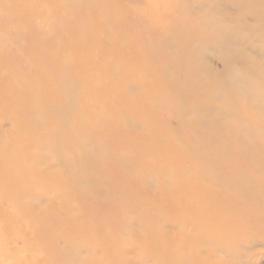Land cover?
Masks as SVG:
<instances>
[{"label":"rangeland","instance_id":"374dc122","mask_svg":"<svg viewBox=\"0 0 264 264\" xmlns=\"http://www.w3.org/2000/svg\"><path fill=\"white\" fill-rule=\"evenodd\" d=\"M136 11L93 19L65 0H0V264H174L144 214L173 219L163 203L179 181L211 196L223 164L264 166V0H211V27L170 31ZM248 191L246 204L264 205ZM122 204L128 215L108 228ZM212 247L183 253L191 264L248 261ZM252 252L264 264V246Z\"/></svg>","mask_w":264,"mask_h":264},{"label":"bare ground","instance_id":"6f19581e","mask_svg":"<svg viewBox=\"0 0 264 264\" xmlns=\"http://www.w3.org/2000/svg\"><path fill=\"white\" fill-rule=\"evenodd\" d=\"M65 2L68 9L72 11L80 10L83 14L88 15V18L91 17L93 19H105L108 16H111V18H121L124 15H135L137 9L148 19L169 20L170 26L167 28V31H170L169 28L172 25L183 26L193 24L195 26L207 25L211 27V0H65ZM193 9H205L204 11L207 12V16L204 15L201 18L194 14ZM181 33L185 35L189 34L184 31ZM55 110L59 114L64 112V110L59 108ZM2 160L4 161L5 167L10 162L8 158ZM262 164L261 160L260 163L251 164V166L240 165L232 167L231 165L223 164L222 167H218L215 172L211 173V196L208 190L202 188L199 182H190L188 185L180 181L176 183L173 186L174 192L166 193L163 203L165 205H163V208H165L164 212L166 208L177 211L176 215L174 214L173 216L174 218L171 219L169 216L167 219L165 217L157 219L151 214L145 213L143 216L145 218L141 223V227L147 230L148 236L154 241L153 248L160 249L161 258L174 264L190 263L187 255L183 253V250H189L195 253L192 248L193 245L196 246L200 242L206 244L211 242V245H213L211 248L213 249V253L215 252V247H221V251L225 254L231 255L235 253V256L239 259H248V261L246 260V262H242L241 264H256L258 253H253L252 251L256 249L258 244L264 246V205L257 202L260 199L253 200L252 198H247L248 201H252V204L250 202L246 204L244 198L254 192H246L248 188L264 192V177H260V172H264V166ZM21 165H24V163L21 162L20 165H13L12 167L20 168L19 166ZM74 167L72 166V168L67 169V172L74 170ZM92 169L95 171L96 168L93 167ZM20 170L23 171L24 168H20ZM26 170L36 177L38 176L37 173L41 174V171L32 172L30 168H26ZM172 173H180V169L177 171L174 170ZM205 176H207L205 180L208 181L210 176ZM5 181L8 185H12L13 182L15 183L13 179L8 178ZM112 184H114L112 188L114 194L118 189L116 188L115 182ZM184 186L189 190L192 188V190L189 191ZM73 188L75 189V187ZM108 195H111V193ZM118 195H120L118 197L120 200L124 199L121 196H126L123 193H119ZM176 197L179 198L177 200L178 202L174 201ZM210 198L211 206L210 204L208 207H203L202 204L198 205L200 199L210 200ZM147 201L144 199L141 200V203L144 204H140V206L147 205ZM148 202V209H157L160 207L157 202ZM118 208H123L126 213L120 211L116 213ZM251 208L256 209V212L251 210ZM115 209L116 211L109 216V220L104 222L108 228L117 226L121 218L128 215V208L124 207L123 204ZM206 213H211V217L205 218ZM167 214H170V212ZM191 214L196 217V221L194 220L193 223L186 225L184 216H191ZM125 226L127 227V224ZM200 228L208 230L198 235L196 234L194 237L185 236L182 232L184 230L188 232L197 231ZM209 230H211V233L208 232ZM254 235L263 238H259L258 241L251 240ZM232 239L234 243L231 244L230 241ZM244 243H246L245 246ZM243 249L247 252L241 253L240 251Z\"/></svg>","mask_w":264,"mask_h":264}]
</instances>
